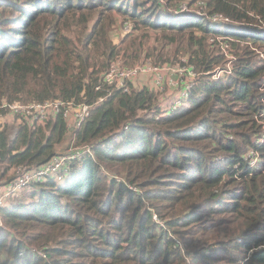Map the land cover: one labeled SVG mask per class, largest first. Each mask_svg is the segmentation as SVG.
<instances>
[{"label": "trees", "instance_id": "trees-1", "mask_svg": "<svg viewBox=\"0 0 264 264\" xmlns=\"http://www.w3.org/2000/svg\"><path fill=\"white\" fill-rule=\"evenodd\" d=\"M218 34L234 59L214 77ZM183 55L199 76L179 108L155 85L96 103L113 62ZM56 98L94 103L76 134L93 152L1 209L0 264H264V0H0V183L69 132L7 104Z\"/></svg>", "mask_w": 264, "mask_h": 264}, {"label": "built area", "instance_id": "built-area-1", "mask_svg": "<svg viewBox=\"0 0 264 264\" xmlns=\"http://www.w3.org/2000/svg\"><path fill=\"white\" fill-rule=\"evenodd\" d=\"M189 9L186 3H182L179 10ZM201 10L200 8L199 12ZM213 19L216 21L228 20V18L218 13L213 15ZM125 29H128V24H125ZM210 41L215 42L228 58V62L224 67L218 66L215 68L213 71L214 77H219L224 72L231 73L234 53L228 37L218 34L212 36ZM198 76L199 72L196 70L195 65L189 62L187 55L181 56L178 62L162 65L142 62L128 66L118 60L110 65L98 84L97 89L103 88L106 94L100 96L96 103L105 100L115 89L129 92L132 86L139 88L141 85H155L161 91L167 93L168 96L174 94L168 104H166L167 100L165 101L166 108L174 110L186 103L190 94L189 90L195 84ZM175 90H178V92L173 93ZM7 106L16 115L29 116L31 120H35L37 123L46 121L51 113H62L68 130L72 131L73 143L66 151H55L47 161L41 164L21 163L13 165L9 170L13 177L0 185V213L4 206L10 204V200L19 195L32 182H41L51 177L59 181L63 180L70 172L72 163L84 154H92L94 148L93 143L76 144L77 131L80 130L84 121L90 115L94 103H77L56 98L26 104L9 103ZM262 140H264V133L261 138H256V142ZM246 157L248 162L253 165L257 162L258 153L254 149H249ZM154 217L163 224L156 214H154ZM0 224H3L1 214ZM175 239L180 242L178 238Z\"/></svg>", "mask_w": 264, "mask_h": 264}, {"label": "rangeland", "instance_id": "rangeland-1", "mask_svg": "<svg viewBox=\"0 0 264 264\" xmlns=\"http://www.w3.org/2000/svg\"><path fill=\"white\" fill-rule=\"evenodd\" d=\"M199 10H200V9H199ZM199 10H198V11H199ZM178 61H180V59H179ZM178 61H177V62H178ZM173 95H174V94H172L171 96H168L167 101L165 100V101H166V104H168V103L170 102V100L173 98ZM72 129H74V128H72ZM16 130H17V128L11 125V128H10V135L13 136V135L15 134ZM72 138H73L72 131L69 130V132H68V137H67V139L62 143V146L59 148V150H60V151H66L68 148H70L71 145H72V143H73V139H72ZM63 144H64V145H63ZM9 173H10V172H9ZM1 184H3V183H0V185H1ZM132 187L135 188V189H138V187L135 186V185H132ZM28 191H29V189L26 188V189H24L23 191H21L20 194H22L23 192L28 193ZM20 196H21V195H20ZM20 196H18V197H20ZM29 197H30V193L28 194V198H29ZM25 198H26V196H25ZM10 201H11V200H10ZM0 214L2 215V212H1Z\"/></svg>", "mask_w": 264, "mask_h": 264}, {"label": "crops", "instance_id": "crops-1", "mask_svg": "<svg viewBox=\"0 0 264 264\" xmlns=\"http://www.w3.org/2000/svg\"><path fill=\"white\" fill-rule=\"evenodd\" d=\"M63 145H64V144H63ZM61 146H62V144L59 146V148H60ZM59 148H58V149H59Z\"/></svg>", "mask_w": 264, "mask_h": 264}]
</instances>
